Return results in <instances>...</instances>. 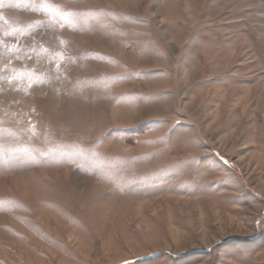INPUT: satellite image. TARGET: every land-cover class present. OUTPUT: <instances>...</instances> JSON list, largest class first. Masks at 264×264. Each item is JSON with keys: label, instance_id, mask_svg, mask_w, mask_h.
Returning a JSON list of instances; mask_svg holds the SVG:
<instances>
[{"label": "rangeland", "instance_id": "374dc122", "mask_svg": "<svg viewBox=\"0 0 264 264\" xmlns=\"http://www.w3.org/2000/svg\"><path fill=\"white\" fill-rule=\"evenodd\" d=\"M0 264H264V0H0Z\"/></svg>", "mask_w": 264, "mask_h": 264}, {"label": "trees", "instance_id": "16d2710c", "mask_svg": "<svg viewBox=\"0 0 264 264\" xmlns=\"http://www.w3.org/2000/svg\"><path fill=\"white\" fill-rule=\"evenodd\" d=\"M257 238V237H256ZM255 238H251V240H254ZM250 240V239H249Z\"/></svg>", "mask_w": 264, "mask_h": 264}]
</instances>
